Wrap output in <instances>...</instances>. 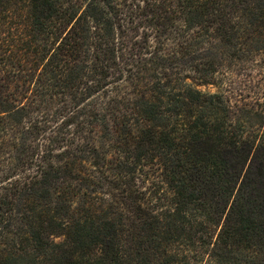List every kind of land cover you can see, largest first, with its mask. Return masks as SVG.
I'll return each instance as SVG.
<instances>
[{
    "label": "trees",
    "instance_id": "trees-1",
    "mask_svg": "<svg viewBox=\"0 0 264 264\" xmlns=\"http://www.w3.org/2000/svg\"><path fill=\"white\" fill-rule=\"evenodd\" d=\"M256 57L264 0H0V264H264Z\"/></svg>",
    "mask_w": 264,
    "mask_h": 264
},
{
    "label": "rangeland",
    "instance_id": "rangeland-1",
    "mask_svg": "<svg viewBox=\"0 0 264 264\" xmlns=\"http://www.w3.org/2000/svg\"><path fill=\"white\" fill-rule=\"evenodd\" d=\"M255 59H256L257 63L264 62V58L256 57ZM251 75L253 76L250 79L251 80V84H255L254 83V81L256 82V78L255 77H259L257 75V71L255 69H253L251 71ZM240 78L247 80V78L243 77V76H241ZM262 81H264V79ZM201 89L204 90V91L214 92V91H217L219 89V86H218V84L217 85H208L206 87H201ZM247 90L249 91V89H247Z\"/></svg>",
    "mask_w": 264,
    "mask_h": 264
}]
</instances>
